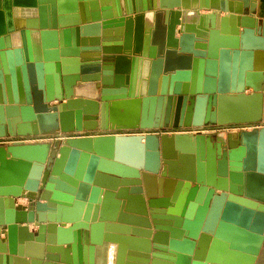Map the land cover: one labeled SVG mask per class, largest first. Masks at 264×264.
<instances>
[{
  "label": "water",
  "instance_id": "1",
  "mask_svg": "<svg viewBox=\"0 0 264 264\" xmlns=\"http://www.w3.org/2000/svg\"><path fill=\"white\" fill-rule=\"evenodd\" d=\"M255 1L0 0V139L100 131L0 145V264H264Z\"/></svg>",
  "mask_w": 264,
  "mask_h": 264
},
{
  "label": "crops",
  "instance_id": "2",
  "mask_svg": "<svg viewBox=\"0 0 264 264\" xmlns=\"http://www.w3.org/2000/svg\"><path fill=\"white\" fill-rule=\"evenodd\" d=\"M108 1V0H106ZM209 3L211 4V0H209ZM255 9H256V14H255V19H258V24L260 25L261 22L264 20V0H256L255 1ZM246 13V9H244V11ZM201 14H207L208 13V10L207 9H203L200 11ZM200 14V15H201ZM221 15H224V13L222 12ZM159 21V19H158ZM157 20L155 19H152V29L155 28V25L157 24L158 26L159 25V22L162 24V19L160 18V21L158 22ZM139 24L141 26H143L144 28V25L145 24V19H140L139 21ZM259 59H260V56H255V54L251 57L250 60H246V62L248 63V65L251 66V68L256 65V64H259ZM261 62H263L262 64L264 65V56L262 55L261 57ZM230 72L232 73V69H233V59H231V63H230ZM239 67H240V60H238V63L236 62V72L239 71ZM248 71V70H247ZM251 72V71H250ZM238 73V72H237ZM263 74H264V71H263ZM232 76L230 77V80H231ZM237 79V77H236ZM263 88H264V84H263ZM251 90H246V93H250ZM261 124H263L264 122H259ZM260 124V125H261ZM245 124H240V125H225V126H217V125H209V124H205L203 126H201V128H203L204 131H201V134L203 135H213V134H216L217 132H224V133H228V134H234L235 132H239L236 130V128H232V127H239V126H244ZM264 125V124H263ZM200 129V127H198ZM219 130H216L218 129ZM226 128V129H225ZM229 128V129H227ZM181 129V128H180ZM182 129H191V128H182ZM143 132V130H138V129H131V130H119V131H116L117 133H121V134H135V133H140V132ZM100 131L99 130H95V131H91V132H88V131H81V132H75L74 135H78L80 137L82 136H89V135H96V134H99ZM114 133V132H113ZM61 136L63 134L61 133H53V134H47V135H40V136ZM37 143H50L48 141H40V142H37ZM175 183V182H174ZM113 202L116 201V198H112ZM23 202V200H21ZM111 205V204H110ZM114 206H113V203L111 205V208L110 210H113ZM30 229L32 230L33 229V226L32 224H30ZM0 237H4V235H0ZM97 250L95 252V264H113L114 263V259H115V255H116V244H112V243H105L104 246H96ZM228 252L230 250H227Z\"/></svg>",
  "mask_w": 264,
  "mask_h": 264
},
{
  "label": "rangeland",
  "instance_id": "3",
  "mask_svg": "<svg viewBox=\"0 0 264 264\" xmlns=\"http://www.w3.org/2000/svg\"><path fill=\"white\" fill-rule=\"evenodd\" d=\"M255 124L251 125V124H245L244 126H239V127H232V128H236L237 131H241V130H248V129H252L253 126ZM259 126V124L257 125V127ZM261 127V126H259ZM181 128V129H180ZM178 127V128H165V129H161V130H155L153 131L154 134H163V133H166V134H171L173 132H187V133H191V134H201V131H204L203 128L200 127V129L198 127H195V128H192L191 129H182V128H187V127ZM226 129V128H225ZM229 129V128H227ZM216 130H219L216 129ZM74 133H69V134H63L61 136H28V137H22L21 140L23 144H35L37 142H40V141H48L50 143L48 144H54V143H58V142H61L63 141L61 138L62 136H64V138L66 137H80L78 135H74ZM88 136V135H87ZM14 139H20V138H14ZM14 140L13 139H8V138H5V139H0V145H8V144H11ZM20 199L22 198H19L17 199V203H20L22 205H26L27 204V201L25 199H22L24 200V202H22Z\"/></svg>",
  "mask_w": 264,
  "mask_h": 264
},
{
  "label": "bare ground",
  "instance_id": "4",
  "mask_svg": "<svg viewBox=\"0 0 264 264\" xmlns=\"http://www.w3.org/2000/svg\"><path fill=\"white\" fill-rule=\"evenodd\" d=\"M75 5H76L75 0H57V7H58L59 11H70V10H73L75 8ZM19 10L20 9H17V11H19ZM30 12H28V13H30ZM28 19L29 20H33V18H31V17H28ZM28 39H29L30 47L31 48H35V50H37V46H38V31L37 30H32L30 33H28ZM32 53H33V49H32Z\"/></svg>",
  "mask_w": 264,
  "mask_h": 264
},
{
  "label": "built area",
  "instance_id": "5",
  "mask_svg": "<svg viewBox=\"0 0 264 264\" xmlns=\"http://www.w3.org/2000/svg\"><path fill=\"white\" fill-rule=\"evenodd\" d=\"M192 128H193V127H192ZM61 139H62V140L65 139L64 136H62ZM13 140H14V141H17V142H22L21 138H20V139H13ZM20 200H22V199H20ZM23 202H24V200H23Z\"/></svg>",
  "mask_w": 264,
  "mask_h": 264
}]
</instances>
